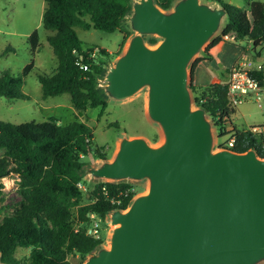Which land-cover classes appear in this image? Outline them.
Masks as SVG:
<instances>
[{
	"label": "water",
	"instance_id": "obj_1",
	"mask_svg": "<svg viewBox=\"0 0 264 264\" xmlns=\"http://www.w3.org/2000/svg\"><path fill=\"white\" fill-rule=\"evenodd\" d=\"M218 0H132L134 31L100 85L112 100L147 89V114L162 139L122 135L112 159L87 167L94 179L147 180L126 209L109 211V246L84 264L264 263V156L256 148L215 149L212 120L194 106L189 66L220 30ZM147 35L160 37L149 44ZM0 264H7L1 260Z\"/></svg>",
	"mask_w": 264,
	"mask_h": 264
},
{
	"label": "trees",
	"instance_id": "obj_2",
	"mask_svg": "<svg viewBox=\"0 0 264 264\" xmlns=\"http://www.w3.org/2000/svg\"><path fill=\"white\" fill-rule=\"evenodd\" d=\"M175 1L156 0V3L163 9H170ZM245 1L246 8L222 2L228 8V15L219 35L211 41V47L227 40L225 35L230 34L236 40L248 38L254 49L264 45V0ZM45 2L42 22L46 29L55 31L47 40L58 65L52 74H38L43 98L69 93L74 108L79 112L98 106L103 110L107 106L108 96L100 87L99 79L105 74L106 64L99 61V57L108 52L104 48L85 45L75 27H94L106 32L120 30L127 39L131 31L125 26L124 18L132 10V0ZM29 41L33 53L40 49L42 44L37 29L29 35ZM148 41L156 43L157 39L150 37ZM211 53L204 59L211 60ZM199 60L198 57L191 64L193 74ZM82 65H87V69ZM34 66L32 60L19 74L2 71L0 97L29 98L23 84ZM251 73L264 86V67ZM191 89L196 105L206 109L220 130V136L232 132L237 137L236 150L256 148L264 156V134L236 127L227 130L226 124L233 123L232 115L237 107L228 96V78L204 87L191 84ZM104 148L94 142L93 128L78 119L65 124H60L55 117L40 123L0 120V179L16 172L20 177L22 196L11 211L0 215L2 261L7 264H71L68 259L71 252L86 258L104 243L103 238H95L83 229L76 230L77 222L85 221L92 212L105 218L113 208L125 209L135 194L133 192L122 199V203L113 202V197L120 198L121 190L132 187L130 183L98 181L90 191L92 200L82 204L85 191L89 190H83L78 184L85 183L87 162L84 157L107 159ZM19 247L29 248V255L23 259L17 257Z\"/></svg>",
	"mask_w": 264,
	"mask_h": 264
},
{
	"label": "rangeland",
	"instance_id": "obj_3",
	"mask_svg": "<svg viewBox=\"0 0 264 264\" xmlns=\"http://www.w3.org/2000/svg\"><path fill=\"white\" fill-rule=\"evenodd\" d=\"M203 1L212 2L210 0ZM222 2L224 4L231 3L240 7H247L245 0H222ZM45 5V0H0V73L8 70L11 73L19 74L28 63L32 60L35 62L34 68L25 77L23 84V90L29 95V98L10 99L4 96L0 97V120L12 123H40L55 117L59 119L60 124H65L75 119L81 120L93 128L94 142L105 147L104 150L108 155L107 159L113 158L122 135L130 137L142 135L152 143L159 142L162 139V132L159 125L148 117L146 88L141 89L134 96L125 100L118 101L108 98L107 106L103 110L101 106H98L88 107L86 110L79 112L74 108L69 93L43 98L38 74H52L58 65L57 57L47 40V37L55 34V31L46 29L42 22ZM125 26L131 31L127 39H124L123 32L120 30L106 32L94 27L90 29L75 27V30L85 45L107 50V55L99 57V61H104L107 69L123 52L130 36L134 33L129 28L128 22H125ZM36 29L38 30L42 46L33 53L29 35ZM219 33L220 31L193 58L192 62L198 57L200 59L196 62V66L200 61L203 62L194 74L191 70V62L189 66L190 88L191 84L197 87H204L211 83L214 77L223 78L221 72L225 73L242 60H254L257 63L264 64V45L257 46L254 49L252 41L248 38L237 40L236 38H229L215 47H211V41ZM230 36L234 35L230 34ZM150 37H156V43L161 39L158 36L147 35L146 40L149 44H156L148 41ZM209 53L212 55L211 60L204 59ZM102 83L103 78H100L99 85H102ZM191 92L192 96H194L192 89ZM193 104L197 106L195 101ZM209 119L212 120L210 116ZM232 122V124H226L229 131L236 127L239 130L251 129L258 134H264V88L260 92L259 99L252 95L237 105L236 112L232 115ZM213 125L215 134L214 147L218 149L221 147L219 146L220 141L228 138L232 132L220 136V130H218L214 122ZM84 160L87 162V168L98 165L103 159L84 157ZM84 179L89 190L85 191L82 204L92 200L90 191L96 182L107 181L94 179L87 173ZM19 181L20 179L16 172H11L0 179V215L3 216L11 211V208L21 201ZM126 181L135 189L134 197L147 190V180ZM72 212L73 217H75L76 210L74 209ZM99 227L101 237L104 240L102 245L109 246V236L113 227L110 223L109 215L104 218ZM29 252V248L19 247L16 251V256L23 259L29 255ZM86 258H82L76 252H71L68 256L71 264H84Z\"/></svg>",
	"mask_w": 264,
	"mask_h": 264
},
{
	"label": "built area",
	"instance_id": "obj_4",
	"mask_svg": "<svg viewBox=\"0 0 264 264\" xmlns=\"http://www.w3.org/2000/svg\"><path fill=\"white\" fill-rule=\"evenodd\" d=\"M225 38L234 39V36L225 35ZM92 55H95V53H92ZM82 67L87 69V65H82ZM263 67V63H257L254 60H242L231 68L228 75V96L232 104L238 105L242 103L247 97L252 95H255L257 99L260 98V92L263 90L264 86L260 84L259 80L251 72L254 70H260ZM236 142V135L231 133L228 138L220 141L219 146L235 149L234 147ZM262 148L264 149V144H262ZM78 184L83 190L88 189V186L85 183L80 182ZM133 192L135 193V189L133 187L121 190L118 196L120 198L113 197L112 201L122 203V199L128 198ZM108 215L109 213L107 216ZM103 220L104 218L102 216L92 212L88 215V218L85 221L77 222L76 230L83 229L87 234L92 235L95 238H102L99 226Z\"/></svg>",
	"mask_w": 264,
	"mask_h": 264
},
{
	"label": "crops",
	"instance_id": "obj_5",
	"mask_svg": "<svg viewBox=\"0 0 264 264\" xmlns=\"http://www.w3.org/2000/svg\"><path fill=\"white\" fill-rule=\"evenodd\" d=\"M211 51H213V50H211ZM202 62H203V61H200V62L197 64V66L195 67V69H194V72H195V73H196L197 68L202 64ZM230 70H231V69H230ZM230 70H227L225 73H224V72H221V75L223 76V78L214 77V79L212 80V82L220 81V80H223V79H227Z\"/></svg>",
	"mask_w": 264,
	"mask_h": 264
}]
</instances>
